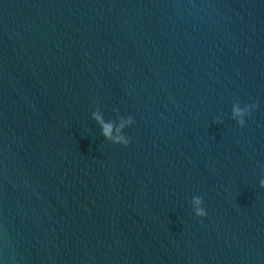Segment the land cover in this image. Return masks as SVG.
I'll use <instances>...</instances> for the list:
<instances>
[{"label":"water","instance_id":"95a60500","mask_svg":"<svg viewBox=\"0 0 264 264\" xmlns=\"http://www.w3.org/2000/svg\"><path fill=\"white\" fill-rule=\"evenodd\" d=\"M262 182L264 0H0L2 264H264Z\"/></svg>","mask_w":264,"mask_h":264},{"label":"clouds","instance_id":"9594fccd","mask_svg":"<svg viewBox=\"0 0 264 264\" xmlns=\"http://www.w3.org/2000/svg\"><path fill=\"white\" fill-rule=\"evenodd\" d=\"M249 109L246 108H241L238 105L233 107V118L237 120V122L240 125H244L245 120L244 117L248 114ZM95 119L101 124L102 129H103V134L105 137L114 143L117 144H122L127 146L129 144V140L125 138L123 135H121V129H123L125 126H130L134 124V120L129 117L126 120H122L119 128L116 130V135H112V130H113V125L105 123L103 119L99 116V114H94ZM264 184V182H262ZM193 204L195 208V214L198 217H206L207 216V211L206 208L203 206V200L199 197H196L193 199ZM2 264V262H0Z\"/></svg>","mask_w":264,"mask_h":264}]
</instances>
